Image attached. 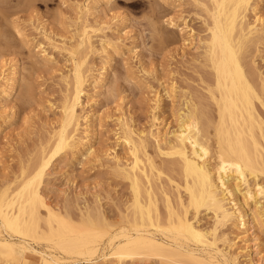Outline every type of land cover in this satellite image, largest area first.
<instances>
[{
  "label": "bare ground",
  "instance_id": "bare-ground-1",
  "mask_svg": "<svg viewBox=\"0 0 264 264\" xmlns=\"http://www.w3.org/2000/svg\"><path fill=\"white\" fill-rule=\"evenodd\" d=\"M100 1L107 2L87 0L78 7L84 18L79 17L74 51H83L73 56L51 142L40 147L35 160L20 168L17 176L1 184L0 260L6 264H36L34 258L37 264H97L98 260L122 264L130 259H138L139 264H152L151 259L157 264H260L255 254L262 245L256 230L264 232V183L260 182L264 73L248 48L264 37L257 5L261 0H194L204 14L206 34L201 37L190 31L188 45L201 50L205 70L198 83L204 92L195 97L171 85L172 130L162 131L154 123L146 133L136 132L121 121L120 138L128 159L114 155L112 163L129 182L132 201L124 213H118V225L106 222L99 208L94 217L90 215L94 211L85 210L81 221L73 222L48 200L41 184L56 158L65 153L89 158L95 153L90 139L80 133L78 110L91 71L84 68L93 47L88 16L97 12L93 4ZM41 53V59L48 61V54ZM10 69L0 84L4 99L17 82L16 67ZM103 78L101 73L97 80ZM153 100L154 109L160 108L161 98L155 95ZM150 144L155 155L166 157L161 164L148 153ZM203 212L211 215L207 226L200 222ZM228 230L247 236L250 245L243 255L231 249Z\"/></svg>",
  "mask_w": 264,
  "mask_h": 264
},
{
  "label": "rangeland",
  "instance_id": "rangeland-1",
  "mask_svg": "<svg viewBox=\"0 0 264 264\" xmlns=\"http://www.w3.org/2000/svg\"><path fill=\"white\" fill-rule=\"evenodd\" d=\"M86 2L0 0V84L12 66L18 71L9 98L0 94V187L35 160L40 147L51 142L58 129L72 59L83 51L74 48L79 17L84 18L78 7ZM257 3L264 19V0ZM93 7L97 12L88 16L93 47L84 66L91 71L78 111L80 133L90 139L95 153L89 158L71 153L56 158L41 188L51 204L73 222H80L85 210L94 211L90 214L94 217L99 208L106 222L118 225V213H124L132 201L129 182L112 163L114 155L128 159L120 138L121 121L136 132L146 133L154 123L162 131L171 129V85L195 97L204 92L198 83V75L205 70L201 50L188 45L190 31L205 36L204 14L194 0H107ZM248 49L264 73V37ZM42 51L48 61L41 59ZM101 73L104 78L98 81ZM155 95L162 100L158 109H154ZM148 153L157 164L166 159L155 155L152 144ZM200 217L202 225L211 223L210 214L203 212ZM231 231H227L231 249L243 255L250 245L248 238ZM256 235L262 245L255 257L264 264V232L256 230ZM151 260L152 264L157 261ZM33 261L37 264L36 258ZM139 263L138 259L122 262ZM0 264L6 263L0 260Z\"/></svg>",
  "mask_w": 264,
  "mask_h": 264
}]
</instances>
